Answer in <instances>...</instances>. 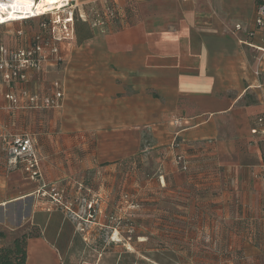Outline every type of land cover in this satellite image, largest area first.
Masks as SVG:
<instances>
[{"label":"crops","instance_id":"1","mask_svg":"<svg viewBox=\"0 0 264 264\" xmlns=\"http://www.w3.org/2000/svg\"><path fill=\"white\" fill-rule=\"evenodd\" d=\"M110 2L123 20L84 46L85 61L70 63L61 108L11 109L4 95L13 88L0 80V224L10 219L38 231L26 242V264H63L72 244V235L64 236L68 219L45 198L42 184L71 189L88 180L98 182L100 194L102 181L115 179L118 162L132 165L146 154L157 164L150 191L191 189L195 202L213 206L215 217H239L234 227L213 228L223 240L216 245L247 251L249 264H264V134L253 133L264 114V55L258 51L264 27L255 26L256 0ZM8 26H0L6 46ZM19 39L17 48L29 40ZM55 66L48 63L24 87L50 94L44 75ZM26 133L39 157L34 181L9 164L2 141ZM176 156L186 172L174 164ZM199 209L202 218L207 211ZM6 230L13 240L15 230ZM11 239H0V248Z\"/></svg>","mask_w":264,"mask_h":264},{"label":"rangeland","instance_id":"2","mask_svg":"<svg viewBox=\"0 0 264 264\" xmlns=\"http://www.w3.org/2000/svg\"><path fill=\"white\" fill-rule=\"evenodd\" d=\"M106 1L72 2L76 6L73 38L60 43L62 60L55 63L52 72L44 75L45 87L59 80L68 90L70 63L85 61L84 46L116 28L118 20H123L122 13L111 20L105 16L104 10L113 7L111 2L108 3L110 0ZM79 14H83L85 21L79 19ZM40 24V18L23 22L20 28H16L15 23L9 24L11 32L5 36L12 40L7 47H15L13 42H18L21 36V42L30 39L40 31ZM94 24L96 26L92 28ZM131 161L132 165L129 161L117 163L115 179L102 181L100 194L95 191L98 182L91 185L88 180L85 182L87 186L74 183L71 189L42 184L46 199L53 192L59 193V202H53L52 206L68 219L64 236L72 235V244L66 251L63 264H217L216 260L226 264L227 259H237L235 264L250 263L245 260L247 251H229L225 244L219 247L216 242L223 241L221 236L211 234L213 228L220 230L228 223L236 226L240 222L239 217L234 219L230 216L227 221L220 215L215 217V212L209 210L213 206L208 201L204 204L195 202L191 189L183 194L150 191L157 169L156 161L146 154L144 158L136 155ZM170 188L173 189L172 185ZM199 208L207 211L202 218L197 216L201 212ZM6 229L15 230L13 238L22 233L34 235L38 232L31 226L18 227L9 219L0 224L4 235L0 238L4 239L2 242L12 238L11 234H5Z\"/></svg>","mask_w":264,"mask_h":264},{"label":"built area","instance_id":"3","mask_svg":"<svg viewBox=\"0 0 264 264\" xmlns=\"http://www.w3.org/2000/svg\"><path fill=\"white\" fill-rule=\"evenodd\" d=\"M38 2L39 0H35ZM75 0H63L60 4L53 5L51 8H43V10L35 11V14L17 12L19 19L8 20V18L0 19V26H8L13 23H23L32 19H41L40 31L32 35L23 47L8 48L0 42V80L3 83L11 85L13 89L4 95L5 100L9 103L11 109H46L54 110L62 106L64 99V86L59 80H54L52 92L50 94H41L24 87L25 81L33 74H39L44 70V66L48 63H58L62 60L59 45L62 41L73 38L74 33V16L76 11ZM189 0H181L186 2ZM8 0H0V6L7 4ZM106 5V4H105ZM2 8V7H0ZM2 12V9H0ZM105 16L110 20L114 19L118 12L115 7L106 8ZM26 17V18H24ZM255 26L258 29L264 27V0H260L255 12ZM79 19L84 20L83 14H79ZM8 20V21H6ZM2 21H5L2 23ZM103 24V23H101ZM96 25L94 24L92 28ZM235 30H239L240 26L235 25ZM21 35V32H17ZM254 32L250 33L253 36ZM264 55V48L259 50ZM258 75V72H255ZM14 85L18 88L14 90ZM258 129L254 130V134H264V114L257 119ZM6 145V152L10 165H19L24 176L31 181L39 179V157L35 142L30 134H11L2 139ZM174 164L181 171L186 172L188 166L183 157L176 156ZM54 190H52L53 192ZM45 195V192H44ZM59 193L53 192L49 194V199L53 203L59 202ZM91 205H89L90 207ZM91 217L92 215L89 214Z\"/></svg>","mask_w":264,"mask_h":264},{"label":"bare ground","instance_id":"4","mask_svg":"<svg viewBox=\"0 0 264 264\" xmlns=\"http://www.w3.org/2000/svg\"><path fill=\"white\" fill-rule=\"evenodd\" d=\"M7 4L2 5V12L0 10V19L8 18L11 20H18L17 12L35 14V11L43 10V8H51L53 5L60 4L63 0H8ZM14 5V6H13ZM26 18V17H24ZM6 20V21H8ZM5 21H2V23Z\"/></svg>","mask_w":264,"mask_h":264},{"label":"trees","instance_id":"5","mask_svg":"<svg viewBox=\"0 0 264 264\" xmlns=\"http://www.w3.org/2000/svg\"><path fill=\"white\" fill-rule=\"evenodd\" d=\"M257 5L260 0H256ZM38 232L34 235H26L22 233L19 237H15L7 247L0 248V264H26V242L31 236H37ZM3 233L0 231V238H3Z\"/></svg>","mask_w":264,"mask_h":264},{"label":"snow or ice","instance_id":"6","mask_svg":"<svg viewBox=\"0 0 264 264\" xmlns=\"http://www.w3.org/2000/svg\"><path fill=\"white\" fill-rule=\"evenodd\" d=\"M14 6V5H13ZM0 7H2V6H0Z\"/></svg>","mask_w":264,"mask_h":264}]
</instances>
